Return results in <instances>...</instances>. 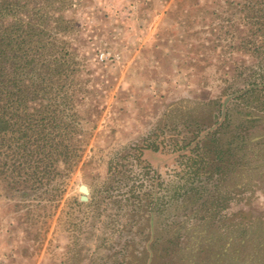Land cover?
Returning <instances> with one entry per match:
<instances>
[{"label": "rangeland", "instance_id": "374dc122", "mask_svg": "<svg viewBox=\"0 0 264 264\" xmlns=\"http://www.w3.org/2000/svg\"><path fill=\"white\" fill-rule=\"evenodd\" d=\"M36 4L70 59L82 150L57 187L0 178V264H264V87L227 100L264 82V0ZM221 102L228 126L192 150Z\"/></svg>", "mask_w": 264, "mask_h": 264}, {"label": "trees", "instance_id": "16d2710c", "mask_svg": "<svg viewBox=\"0 0 264 264\" xmlns=\"http://www.w3.org/2000/svg\"><path fill=\"white\" fill-rule=\"evenodd\" d=\"M48 15L43 5H32V0H0V178L22 196L26 187L39 193L46 184L58 185L82 150L84 129L75 109V91L68 84L70 59L61 55L63 48L57 50V38L50 36L51 28L45 24ZM55 20L59 25L61 16ZM263 87L264 82H254L227 95V100L232 95L245 98ZM223 103L216 120L204 134L196 135L192 150L200 147L204 136L216 137L220 128L228 126L231 119ZM145 141V147H133L138 161L143 149H159L155 140ZM191 143L174 147L186 149ZM188 161L191 166L198 162L192 154Z\"/></svg>", "mask_w": 264, "mask_h": 264}, {"label": "water", "instance_id": "95a60500", "mask_svg": "<svg viewBox=\"0 0 264 264\" xmlns=\"http://www.w3.org/2000/svg\"><path fill=\"white\" fill-rule=\"evenodd\" d=\"M81 190H82L83 192H87V188H86V186L82 185V186H81Z\"/></svg>", "mask_w": 264, "mask_h": 264}]
</instances>
